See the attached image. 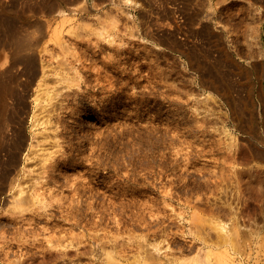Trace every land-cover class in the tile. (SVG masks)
I'll return each instance as SVG.
<instances>
[{
	"label": "rangeland",
	"instance_id": "obj_1",
	"mask_svg": "<svg viewBox=\"0 0 264 264\" xmlns=\"http://www.w3.org/2000/svg\"><path fill=\"white\" fill-rule=\"evenodd\" d=\"M6 24L35 42L31 72ZM176 38L225 52L244 114ZM5 68L20 96L0 157L24 141L0 186V264H264V0H0ZM20 186L42 200L17 202Z\"/></svg>",
	"mask_w": 264,
	"mask_h": 264
},
{
	"label": "bare ground",
	"instance_id": "obj_2",
	"mask_svg": "<svg viewBox=\"0 0 264 264\" xmlns=\"http://www.w3.org/2000/svg\"><path fill=\"white\" fill-rule=\"evenodd\" d=\"M129 1V0H128ZM188 9V8H187ZM173 11V10H172ZM174 14V12L172 13ZM173 16V15H172ZM189 17V21L192 23L196 21V16L195 14H191ZM196 35L199 37L203 38H210V43L218 48L220 43L218 42V39L216 37L210 36L211 32L209 31L208 27H203L202 30L199 29V31H195ZM3 40L5 43L9 44L11 48L13 49L14 53V59L15 61H22L25 64L24 70H27L29 72L32 71V68L34 66L33 63H37V58L35 60L34 56H30L27 54V51L33 50L35 48L34 43L29 37V35L25 36L24 33L22 32L21 29L18 27H11L9 24H6L4 26V30L1 34ZM214 38V40H212ZM216 38V39H215ZM207 41V40H206ZM172 43L176 45L177 49H181V51L186 52L185 54L189 56L191 63L194 65L195 68L200 70L201 72V81L204 86L207 87H212L213 89L217 90L218 92L222 93L224 96H228L230 102L233 104V112L236 115H242V111L238 109V103L236 102L234 96L232 95L233 91V86L231 81L229 80V75L231 72L230 69L233 68V65H231L229 62H226V54L222 50V53L219 56H215L213 54V48L211 44L209 46L205 45H199L198 43H193V45H187L186 42H180L179 40H172ZM207 43V42H206ZM204 43V44H206ZM202 44V43H201ZM216 48V49H217ZM215 53V52H214ZM217 54V53H216ZM44 67L41 66L42 72H44ZM38 64H36V70L33 71L32 74L38 73ZM18 81V75H9L8 73V68L5 69H0V148L5 144V128L7 127L8 124V110H9V102L8 100L11 97L14 96H20L19 91L16 87ZM210 96L212 98H215L216 95L211 92ZM250 98V97H249ZM243 107L248 108L250 105L252 107L255 106L254 100L250 99V103L247 101H243ZM250 104V105H249ZM17 110H15V113L17 111L20 112V105L18 104ZM26 104L23 106L25 108ZM23 110V109H22ZM263 115H264V109H263ZM253 113L251 112V116ZM14 117V115H13ZM249 119V118H248ZM247 123L249 121H252L251 119L246 120ZM17 132V137L15 138V141L13 144L9 143L5 146V151H6V159H3L0 157V164L4 165L0 172V186H2V183L4 182V179L7 175V166H12L15 164L21 154V148H22V143L24 141L23 139V134L20 131V129L15 130ZM254 154L255 156L264 159V150L255 148L254 149ZM20 184L17 182L15 183V186H19ZM1 188V187H0ZM9 191V190H8ZM28 196L33 198L34 200H42V195L40 192H30L27 190L25 187L20 186L19 188V193H18V199L17 202H23L25 198H28ZM223 229H225V225H221ZM226 241V240H225ZM228 242V240H227ZM210 252L213 253V250H210ZM209 252V253H210Z\"/></svg>",
	"mask_w": 264,
	"mask_h": 264
},
{
	"label": "crops",
	"instance_id": "obj_3",
	"mask_svg": "<svg viewBox=\"0 0 264 264\" xmlns=\"http://www.w3.org/2000/svg\"><path fill=\"white\" fill-rule=\"evenodd\" d=\"M215 37V36H214ZM176 40H179L178 38H176Z\"/></svg>",
	"mask_w": 264,
	"mask_h": 264
}]
</instances>
